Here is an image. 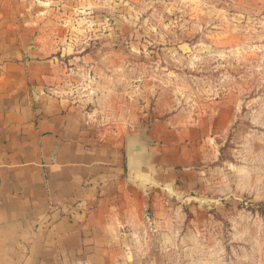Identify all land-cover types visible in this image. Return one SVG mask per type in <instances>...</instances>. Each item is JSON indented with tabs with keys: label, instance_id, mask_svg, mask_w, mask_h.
<instances>
[{
	"label": "crops",
	"instance_id": "1",
	"mask_svg": "<svg viewBox=\"0 0 264 264\" xmlns=\"http://www.w3.org/2000/svg\"><path fill=\"white\" fill-rule=\"evenodd\" d=\"M45 4L0 0V264H193L196 146L92 98Z\"/></svg>",
	"mask_w": 264,
	"mask_h": 264
},
{
	"label": "rangeland",
	"instance_id": "2",
	"mask_svg": "<svg viewBox=\"0 0 264 264\" xmlns=\"http://www.w3.org/2000/svg\"><path fill=\"white\" fill-rule=\"evenodd\" d=\"M44 1L92 98L196 146L191 262L264 264V0Z\"/></svg>",
	"mask_w": 264,
	"mask_h": 264
},
{
	"label": "trees",
	"instance_id": "3",
	"mask_svg": "<svg viewBox=\"0 0 264 264\" xmlns=\"http://www.w3.org/2000/svg\"><path fill=\"white\" fill-rule=\"evenodd\" d=\"M258 211L261 213V214H264V205H260L258 206Z\"/></svg>",
	"mask_w": 264,
	"mask_h": 264
}]
</instances>
